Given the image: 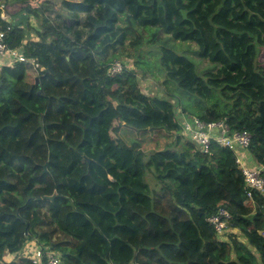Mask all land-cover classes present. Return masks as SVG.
<instances>
[{
  "label": "trees",
  "instance_id": "1",
  "mask_svg": "<svg viewBox=\"0 0 264 264\" xmlns=\"http://www.w3.org/2000/svg\"><path fill=\"white\" fill-rule=\"evenodd\" d=\"M0 4L21 5L44 27L36 40L0 16L7 46L33 60L0 66V264H29L18 253L31 241L67 264H111L107 252L130 253L117 264H264V197L246 196L233 150L212 144L204 154L180 118L248 131L249 146L238 150L264 175V0H62V12L49 0ZM121 18L129 29L118 27ZM139 29L140 45L156 43L164 83L173 85L162 96L142 91L114 52ZM176 42L196 45L215 71L199 75ZM117 60L121 72L107 76ZM120 125L163 130L171 141L147 154L117 136ZM102 205L134 230L94 256L90 248L110 240L74 232L70 219L86 216L76 206L98 213ZM220 207L231 219L218 236L206 219Z\"/></svg>",
  "mask_w": 264,
  "mask_h": 264
},
{
  "label": "rangeland",
  "instance_id": "2",
  "mask_svg": "<svg viewBox=\"0 0 264 264\" xmlns=\"http://www.w3.org/2000/svg\"><path fill=\"white\" fill-rule=\"evenodd\" d=\"M49 1L51 2L54 10L58 12H62L64 10L62 0ZM19 14H21V16L24 18V22L26 23L27 19L23 16V13ZM27 18L28 25H32L33 29H31L32 27L29 29L27 27L25 28V23L24 29L26 30L30 38L37 40L34 31H41L42 29H44V27H40L34 17L32 19H29V14ZM13 22L16 21L13 20ZM118 27L129 29L130 25L128 21H126L124 18H121L118 23ZM138 33L141 34L143 37H146L145 31H142L141 29L136 31L134 30L132 31V33H129L124 45L119 46V48H117L118 50L114 51L115 53H120L117 58H122L123 60H125L127 62V68L133 69L137 72L139 88L142 91L147 92L149 95L155 94L158 96H162L166 92H171L173 85L170 83H164L166 74L158 63L159 54H157L158 49L156 43L148 44L144 41L140 45ZM162 36L163 35H160V38ZM173 49L177 53H183L187 55V57L195 63L196 70L199 75H204L209 71H215V67L213 65H211L207 60L200 59L197 56V54L195 53L197 47L193 43L176 42L173 46ZM138 56L139 60L143 62L142 64H139V68L134 64V62L138 59ZM257 60L262 66V68H264V46L259 49V56ZM145 63H149L150 65L148 66ZM141 73H145V75L142 77ZM116 134L124 143L127 144H129L132 140H137L141 144L142 150L145 151V153L147 154H150L153 151L163 150L168 146L169 142L171 141V136L163 130L134 131L126 128L123 125H120L117 129ZM61 162L62 164L67 165L69 163V158H63ZM75 209L80 213L82 212L86 216H84L85 218L83 219L78 218V220L75 219L77 218V216L71 217L70 224H72L71 228L74 232H78L83 235L87 234L84 236L88 238L105 234V236L110 240L109 242H106L103 247H98V250H96V247L92 246L89 250L90 255L102 256L105 252L103 249H108L109 251L107 243H109L110 245V242L114 240L113 237H116V234H118L119 232H130L134 230L133 224L126 219L124 213L116 212L113 208H110L109 205L100 206L98 213H94V210L92 211L91 209L86 210L81 206H76ZM102 216L108 217L104 218ZM87 219L90 220L88 223L86 221ZM104 221H106V225H104ZM129 254V252H120L119 254L107 252V260L111 264H117L123 261L124 259L128 258L130 256ZM11 257H13V254L8 256V260L11 259ZM100 258L102 259V257ZM104 262L105 261L102 259L101 264H105Z\"/></svg>",
  "mask_w": 264,
  "mask_h": 264
},
{
  "label": "built area",
  "instance_id": "3",
  "mask_svg": "<svg viewBox=\"0 0 264 264\" xmlns=\"http://www.w3.org/2000/svg\"><path fill=\"white\" fill-rule=\"evenodd\" d=\"M1 18L6 20V5L0 4ZM33 18V14H29ZM8 58V61H4ZM33 64L32 59L26 58L21 49L9 48L5 42V31L0 29V66H10L14 63ZM122 64L114 61L107 71V76H114L120 73ZM182 126L187 136L193 140L201 152L211 155V145L233 150L236 153L235 162L238 164L244 179V191L249 199H252L254 193L264 197V175L261 167H250L245 161L242 153L238 149H245L249 146L251 136L246 130H233L225 120L203 121L194 115L183 114ZM231 219L229 212L225 208H218L216 213L206 219L215 233L221 236L226 228L227 222ZM16 254H13L15 257ZM19 258L26 259L29 264H67L64 262L60 253L48 247H41L37 242L27 243L18 253ZM12 258V257H11Z\"/></svg>",
  "mask_w": 264,
  "mask_h": 264
},
{
  "label": "crops",
  "instance_id": "4",
  "mask_svg": "<svg viewBox=\"0 0 264 264\" xmlns=\"http://www.w3.org/2000/svg\"><path fill=\"white\" fill-rule=\"evenodd\" d=\"M21 8V5H12V6H8L6 5V14L8 15V19L11 21V20H15V21H18V22H21L22 24H20V27L24 28V18L21 16V14H19V10ZM27 21H28V18H27ZM243 157H244V161L245 163L248 165V166H252V161L250 159L247 158V156L242 153ZM109 220V219H108ZM106 221H104V225ZM87 235V234H86ZM103 235V238L105 240H108L109 238H107L105 236V234H102ZM97 237V236H96ZM96 239L97 238H93L92 240V243L94 244V242H96Z\"/></svg>",
  "mask_w": 264,
  "mask_h": 264
},
{
  "label": "water",
  "instance_id": "5",
  "mask_svg": "<svg viewBox=\"0 0 264 264\" xmlns=\"http://www.w3.org/2000/svg\"><path fill=\"white\" fill-rule=\"evenodd\" d=\"M181 14H182L183 18H186V15H187V12L186 11H181Z\"/></svg>",
  "mask_w": 264,
  "mask_h": 264
}]
</instances>
